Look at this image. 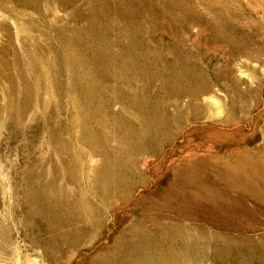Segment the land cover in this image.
<instances>
[{
	"label": "rangeland",
	"instance_id": "rangeland-1",
	"mask_svg": "<svg viewBox=\"0 0 264 264\" xmlns=\"http://www.w3.org/2000/svg\"><path fill=\"white\" fill-rule=\"evenodd\" d=\"M0 264H264V0H0Z\"/></svg>",
	"mask_w": 264,
	"mask_h": 264
}]
</instances>
